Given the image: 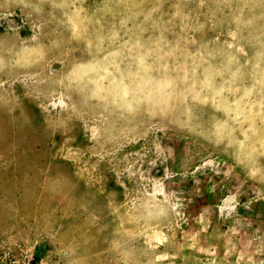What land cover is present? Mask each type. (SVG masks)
Segmentation results:
<instances>
[{
	"label": "rangeland",
	"instance_id": "obj_1",
	"mask_svg": "<svg viewBox=\"0 0 264 264\" xmlns=\"http://www.w3.org/2000/svg\"><path fill=\"white\" fill-rule=\"evenodd\" d=\"M0 252L264 264V0H0Z\"/></svg>",
	"mask_w": 264,
	"mask_h": 264
},
{
	"label": "built area",
	"instance_id": "obj_2",
	"mask_svg": "<svg viewBox=\"0 0 264 264\" xmlns=\"http://www.w3.org/2000/svg\"><path fill=\"white\" fill-rule=\"evenodd\" d=\"M0 264H33V262L10 252H0Z\"/></svg>",
	"mask_w": 264,
	"mask_h": 264
}]
</instances>
